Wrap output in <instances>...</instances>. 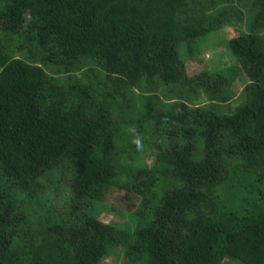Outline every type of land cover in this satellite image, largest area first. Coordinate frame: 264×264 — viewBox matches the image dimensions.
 Listing matches in <instances>:
<instances>
[{
	"label": "trees",
	"instance_id": "trees-1",
	"mask_svg": "<svg viewBox=\"0 0 264 264\" xmlns=\"http://www.w3.org/2000/svg\"><path fill=\"white\" fill-rule=\"evenodd\" d=\"M112 256L264 264V0H0V264Z\"/></svg>",
	"mask_w": 264,
	"mask_h": 264
},
{
	"label": "rangeland",
	"instance_id": "rangeland-1",
	"mask_svg": "<svg viewBox=\"0 0 264 264\" xmlns=\"http://www.w3.org/2000/svg\"><path fill=\"white\" fill-rule=\"evenodd\" d=\"M235 30L232 28L224 27L221 30L217 31L216 33H213L210 35L208 39L204 41V43L199 47L195 59L188 58L186 63L187 72L190 76H195L196 74H199L202 72L205 68H208L209 70H225L229 67H232L234 65L233 62H235L234 57L231 55L230 52L227 51L225 42L229 40L230 37L234 36ZM221 54L224 59L226 60H219L216 55ZM181 57L185 59V52L181 51ZM187 58V56H186ZM217 59V60H216ZM217 63V64H216ZM238 95V94H236ZM236 100H234L231 103L224 105V110L227 111L230 107H234ZM151 157L150 153L143 154V160L147 165H152L153 161L149 158ZM55 182V181H54ZM52 181V183H54ZM62 183L60 186L57 187L52 193H54L56 196L54 199H52V202L50 205H53L55 207L56 213L61 214L65 210L63 208L64 205L68 204L71 201L70 196V189L67 186L66 181H61ZM51 193V194H52ZM49 195V192H48ZM100 211L102 212L101 220H103L105 223H116V224H132V221L130 220V216L127 215L123 207L120 205L119 201L117 199L110 200L108 204L103 203L100 206ZM116 256H112L106 260L107 264H121V261H117ZM114 262V263H113Z\"/></svg>",
	"mask_w": 264,
	"mask_h": 264
},
{
	"label": "clouds",
	"instance_id": "clouds-1",
	"mask_svg": "<svg viewBox=\"0 0 264 264\" xmlns=\"http://www.w3.org/2000/svg\"><path fill=\"white\" fill-rule=\"evenodd\" d=\"M135 143L137 144V147L139 148V147H140V141H139V139H137V140L135 141Z\"/></svg>",
	"mask_w": 264,
	"mask_h": 264
}]
</instances>
